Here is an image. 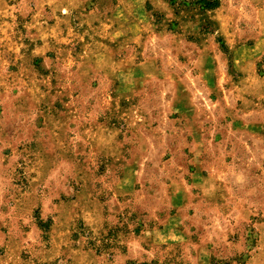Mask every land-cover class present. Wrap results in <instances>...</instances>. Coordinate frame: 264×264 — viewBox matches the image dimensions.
<instances>
[{"label": "clouds", "instance_id": "1", "mask_svg": "<svg viewBox=\"0 0 264 264\" xmlns=\"http://www.w3.org/2000/svg\"><path fill=\"white\" fill-rule=\"evenodd\" d=\"M0 264H264V0H0Z\"/></svg>", "mask_w": 264, "mask_h": 264}]
</instances>
